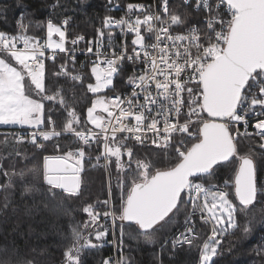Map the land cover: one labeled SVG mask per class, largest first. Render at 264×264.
Returning a JSON list of instances; mask_svg holds the SVG:
<instances>
[{"label": "snow or ice", "instance_id": "6c2138e0", "mask_svg": "<svg viewBox=\"0 0 264 264\" xmlns=\"http://www.w3.org/2000/svg\"><path fill=\"white\" fill-rule=\"evenodd\" d=\"M108 2L111 4L113 0ZM183 3L192 4L197 18L204 14L200 28L180 27L192 13L186 11L182 18L170 12L169 0H161L163 15L151 11V6L129 3L127 13L121 18L104 17L102 28L96 30L95 41H87V53H93L95 45V60L86 85L88 93L95 98L87 107L86 121L74 107L68 106L60 89L52 94L46 89L45 58L55 61L58 53L75 51L65 47L66 27L48 19L44 41L27 34L31 21L25 23L23 18L17 22V34L0 31V125L32 130L26 135L7 134L0 143L8 147L11 138L16 146L27 142L42 151L48 147L44 142L54 138L66 134L75 138L73 143L78 146L69 145L65 151L55 143L54 151L62 154L43 156V183L49 186L47 191L53 197L54 190H62L69 197L79 196L85 158L90 159L93 144L103 149L95 157L97 164L93 167L103 158L102 166L109 171L114 158L119 207L112 206L111 186L109 198L101 201L109 206L108 210L97 211L93 204L83 206L88 219L72 227L63 252V264H84V252L100 246L93 238L102 242L108 234V229L100 223L101 215L111 218L113 230L120 228L118 246L122 248L126 233L132 238L148 239L157 226L163 228L169 224L170 214H179L181 204H190V208L185 209L183 231L171 240L173 254L185 246L189 253L197 248L198 264H214L223 237L239 227L230 192L234 190L235 200L245 209L258 196H264V181L260 179L261 169L256 161L258 154L251 147L241 154L238 141L240 136L259 137L256 146L264 150V0H194V3L183 0ZM62 24L66 26L68 20ZM114 29L125 36L133 34L131 52L123 41L117 51ZM104 30H108L107 47ZM81 40L84 36L78 35L71 44L76 46ZM70 59L75 62L74 55ZM125 61L133 65V75L127 79L131 93H117L114 97L99 95L106 89L115 91L113 78ZM139 64H143V69H137ZM53 74L84 83L81 74L67 70V62L60 64L59 71ZM92 79L94 83L90 82ZM31 88L40 100L28 94ZM44 100L59 102L65 108L67 116L59 129L51 115L45 118ZM98 111L107 117L97 115ZM252 117L255 122L251 127L255 132L248 131ZM241 123L244 132L238 128L233 132V127ZM82 124H90L92 128L85 130L80 127ZM128 141L140 145L147 141L166 151L156 154V162L146 161L136 156L135 145ZM14 151L15 155H21L18 148ZM124 156L128 157L126 163L122 162ZM165 159L168 166H159ZM236 161L234 174L223 185L206 186L198 182L214 175L218 165L227 167L225 162ZM0 172L7 178L0 184L4 191L3 208H0L3 214L9 207L14 177L19 175L23 180L24 173L9 174L2 164ZM38 183L32 184L37 192L41 191ZM16 211L13 207L12 212ZM197 214L201 224L210 230L206 239L197 232ZM243 231L248 233L250 229L245 225ZM161 248L166 250L164 246ZM0 264L34 262L9 259L0 260ZM102 264H112V261L104 259ZM116 264H129V258L121 253Z\"/></svg>", "mask_w": 264, "mask_h": 264}, {"label": "trees", "instance_id": "16d2710c", "mask_svg": "<svg viewBox=\"0 0 264 264\" xmlns=\"http://www.w3.org/2000/svg\"><path fill=\"white\" fill-rule=\"evenodd\" d=\"M140 1L142 0H113L109 4L108 0H0V31H5L10 35L17 34V22L23 18L25 23L31 21L27 34L42 41L45 40L46 36V22L48 19H52L57 25L66 27V43H70L76 36L82 35L84 36V43L81 48H85L88 45L87 41H95L96 30L102 28L103 19L106 15L118 18L127 4H136ZM157 1L161 3V0ZM169 4L170 12L174 11L182 18L186 11L192 13L185 21V25L180 27L189 26L199 19L191 7L184 5L179 0H169ZM65 19L68 20L66 26L62 24ZM104 31L105 40H107L108 30ZM113 33L115 36L116 29L113 30ZM65 62H67L70 73H81L84 77L83 84L71 80L70 76L53 74L54 71L58 72L60 64ZM45 69V84L48 94L60 89L68 106L74 107L82 120L86 121L87 107L91 106L92 99L95 98L87 91L86 85L91 77L88 68L80 64L79 59L73 63L66 61L62 54H58L55 61L45 58ZM132 71L133 65L128 62L124 63L113 80L115 91L107 89L103 94L108 96L114 92L124 91ZM90 82L93 83V79ZM28 94L37 100L41 99L40 96L36 95L34 88L29 89ZM42 102L45 105V118L51 115L56 120V127L58 129L62 127L64 118L67 116L65 108L61 107L59 102L47 100ZM80 127L88 129V125L85 124ZM14 130L18 129L0 128V141H3L4 136ZM5 132L6 134H4ZM74 140L75 138L70 134L54 138L52 141L44 142L48 147L42 151L37 150L27 142L16 146L11 138L8 147L0 143V164H2L3 169L7 170L9 174L12 172L24 173L23 180L20 179L19 175L14 177L13 187L9 190V207L4 210L3 214H0V249H7V251H0V260L11 259L13 262L31 260L34 264H63V252L69 243L68 237H70L72 227L77 223L82 224L86 220V214L82 211L83 206L93 204L96 208L101 201L109 198L104 167L102 168L100 164L96 167L88 166L85 168V163L89 164L92 160L96 161L95 157L102 151V147L96 144L92 145L91 160H88L89 156L85 158L79 196L69 197L58 190H54L56 192L55 197L48 193L49 186L43 183L42 176L43 156L62 154L54 151L53 145L55 143H59L65 151L69 145L78 146L73 143ZM238 141L241 154L247 152L249 147L258 154L256 161L261 169L259 176L261 181H264V156L260 155L264 153V150L256 146L259 143V138H247ZM127 143L135 145L136 156L146 161L156 162L158 160L156 154L166 151L148 144L140 145L132 141ZM15 148H18L21 155H15ZM101 160L104 162L103 158ZM124 162L126 163V161ZM172 162L175 161L172 160ZM225 163L227 167L224 164L218 165L214 175L207 176L205 180L200 181L206 185L210 183L223 185L224 180L229 179L234 174V169L238 165V162ZM159 166H168V160L165 159ZM132 167L135 168V165L133 164ZM108 176L109 181L112 177L113 183L111 189L113 193L112 204L118 206L120 190L117 187V173H111ZM6 179L0 172V184L5 183ZM36 181H39L38 187L41 190L39 192L32 189V184ZM26 190H31L30 194L22 195ZM230 195L236 205L239 227L230 230L223 237L220 254L214 257V264H264V196H258L253 205L245 209L235 200L234 190L230 192ZM3 198L4 191L0 189V208H3ZM102 204L101 208L99 207L100 210L96 209L97 211H103ZM13 207L17 208L15 213L12 212ZM186 208H190V204H181L179 214H170L172 222L168 229L162 228L160 231V227H158L148 239L144 236L132 238L126 233L122 238L123 247H119L120 250L116 253L117 260L123 253L129 258V264H198L199 252L197 248H193L189 253L185 250L187 248L185 246L173 254L169 246V241L184 223ZM104 220L105 217L101 215L100 223L103 225ZM116 223L119 225L120 221ZM245 225L250 229L248 233L243 231ZM197 230L198 234L205 239L206 234L210 231L208 227L200 223L197 225ZM117 231V243L119 245L121 239L119 227H117ZM109 239L110 237L106 236L102 242H96L93 238V242L99 243L100 246L84 252L82 256L84 264H102L104 259L109 258L113 261L115 256L113 248L105 245ZM166 241L167 244H165ZM161 246H164L166 250L162 251Z\"/></svg>", "mask_w": 264, "mask_h": 264}, {"label": "built area", "instance_id": "2783aa9c", "mask_svg": "<svg viewBox=\"0 0 264 264\" xmlns=\"http://www.w3.org/2000/svg\"><path fill=\"white\" fill-rule=\"evenodd\" d=\"M179 1H180L181 3H183V0H179ZM193 3H194V0H193ZM136 4H143V5H145L146 7H147V6H151V8H150L151 11H154V12H156L157 14L163 15V8H162V6H161V3H159L157 0H150V1L142 0V1L138 2V3H136ZM183 4H184V3H183ZM184 5H185V4H184ZM187 6L191 7L192 11L195 12V11L193 10V8H192V4H189V5H187ZM126 13H127V6L123 9V12H122V13L119 15V17L116 18V19L121 18V17L124 16ZM195 13H196V12H195ZM203 15H204V14L201 13L200 16H199V19L196 20V22H194L193 24H190L189 26H191V25H195V26H197L198 28H200V27L204 24ZM132 19H135V15H133ZM116 31H117V33H116V35L114 36V38H115L114 43H115V45L117 46V51H119V47L121 46V42L123 41V42H125V43L128 45V51L131 52L132 47H133V46L131 45V40L133 39V34L128 33V34L125 36V35H122V34L120 33L119 29H116ZM144 34H145L146 36L149 35V34H147V33H144ZM152 39L154 40V36L152 37ZM83 43H84L83 40H81V41L78 42V44H77L76 46H73V45H72L71 50H72L73 48H75V51H74V52H71V51H70V52H68L67 54H66V53H58V54H62V55L64 56V58H66V61H70V62H73V61L70 59V57H71L72 55H74L76 59H79V60H80V64H83V65H85V66L88 68L89 73L91 74L90 69H91V66H92V62L95 60V56H94L95 45L93 44V53H87V52H86V49H87V47H88L89 45H87L85 48H81V46L83 45ZM104 43H105V47H107V40H104ZM45 52H46V56H47V55H48V50L46 49ZM76 59H75V61H76ZM124 63H127V61H125ZM128 63H129V62H128ZM136 67H137L138 70L143 69V64H139V65H137ZM67 70H68V68H67ZM71 73H72V74H76L75 72H71ZM79 74H81V73H79ZM137 74H139V71H137ZM116 75H117V74H116ZM116 75H115V76H116ZM131 75H133V71H132V74H131ZM115 76H114V78H115ZM70 78H71V77H70ZM114 78H113V80H114ZM117 93L130 94V93H131V86L126 82V89H125L124 91H121V92H114V93L109 94L108 96H109V97H114ZM140 99L142 100V97H140ZM184 111H185V113H186L187 109H185ZM181 122H183V121H181ZM254 122H255V118H254V117H252V118L249 119V127H248V131H249V132H255V129L251 127V124L254 123ZM237 128L240 130V132H244V125H243L242 123H241V124H236V125L233 127L232 131L235 132ZM30 131H32V130H30V129H18V130H14V131H12V132H10V133H15V134H20V135H26V134H27L28 132H30ZM97 131H98V130H97ZM192 131H195V129H192ZM10 133H9V134H10ZM242 137H244V136H240V137H238V140H239L240 138H242ZM186 139L191 140V137H186ZM132 142H135V141H132ZM135 143H136V142H135ZM145 144L152 145L150 142H147V141H146ZM152 146H153V145H152ZM154 147H155V146H154ZM198 182H201V181H198ZM202 183H203V182H202ZM206 186H207V185H206ZM87 219H88V218H86V220H87ZM199 223L201 224V221H200V219H199V215L197 214V216H196V218H195L196 229H197V225H198ZM183 224H184V223H183ZM104 226L108 229V236L110 237V239H109L108 241H106L105 245H106L107 247H112V248H113V251H114L115 256H114V258H113L112 264H116V261H117L116 253L119 252V250L117 249V247H118V243H117V237H118L117 227H116L114 230L112 229V220H111L110 217H105V220H104ZM179 231H183V225H182V227H181V229H180ZM179 231H178V232H179ZM178 232H176L175 235H177ZM197 232H198V230H197ZM175 235H174V236H175ZM174 236H173V237H174ZM173 237H172V238H173ZM172 238H171V240H172ZM171 240L169 241V246H170V248H171V250H172V247H171ZM178 249H180V248H178Z\"/></svg>", "mask_w": 264, "mask_h": 264}, {"label": "rangeland", "instance_id": "374dc122", "mask_svg": "<svg viewBox=\"0 0 264 264\" xmlns=\"http://www.w3.org/2000/svg\"><path fill=\"white\" fill-rule=\"evenodd\" d=\"M62 26V25H61ZM54 39H58V37H54ZM45 40H46V36H45ZM44 41V40H43ZM65 47H66V49H69V50H71V48H72V44H71V42L70 43H66L65 44ZM14 63V62H13ZM95 81L93 80V83H94ZM107 90V89H106ZM105 90V91H106ZM104 91V92H105ZM93 95V94H92ZM99 95H105V94H103V93H101V94H99ZM97 115H101V116H105V117H107V114L106 113H102V112H97ZM86 119H87V112H86ZM88 125V128H92V125H90V124H87ZM6 127H9V126H6V125H0V128H6ZM11 127H19V126H11ZM2 133V132H1ZM4 134H6V132L4 133ZM71 135V134H70ZM257 138H259V137H257ZM244 139H247V137H242V138H240L239 140H244ZM88 160H91V159H88ZM127 160H128V157L127 156H124V157H122V162H124V161H126L127 162ZM238 161H236V163H237ZM94 164H97V162L96 161H93L92 160V162L91 163H85V168L86 167H93L92 165H94ZM103 165L104 164V162L101 160V162L98 164V165ZM102 168H103V166H102ZM115 171V173H117L116 172V168H115V163H114V158H113V161L109 164V171H105V173H106V186H107V192L109 193V187H110V184H111V189H112V177H111V179H110V181H109V176H108V174L110 175L111 173L112 174H115L114 173V171ZM104 170H105V168H104ZM112 170V171H111ZM108 193H107V195H108ZM101 202L99 203V205L95 208V209H99V207L101 208ZM103 205V211H105V210H108V205H105V204H102ZM112 206H114V207H119V205L118 206H115L114 204H112ZM100 210V209H99ZM103 211H100V212H103ZM171 216V215H170ZM85 218H88L87 217V215L85 216ZM171 222L172 221H170L169 222V224H167V225H165L163 228H166V229H168V226H170V224H171ZM163 223V222H162ZM204 226V225H203ZM159 226H157V228H158ZM161 229L162 228H160V231H161ZM153 243V242H152ZM151 244V243H150ZM117 249L118 250H120V248H119V246L117 247ZM181 249V248H180ZM177 250H179V249H177ZM176 250V251H177ZM173 251V250H172Z\"/></svg>", "mask_w": 264, "mask_h": 264}, {"label": "crops", "instance_id": "0c3cea01", "mask_svg": "<svg viewBox=\"0 0 264 264\" xmlns=\"http://www.w3.org/2000/svg\"><path fill=\"white\" fill-rule=\"evenodd\" d=\"M6 128H11V129H27V128H20V127H11V126H9V127H6ZM89 129V128H88ZM86 130V129H85ZM103 150V149H102ZM58 191H61V190H58ZM62 192V191H61ZM107 236H108V234H107Z\"/></svg>", "mask_w": 264, "mask_h": 264}, {"label": "bare ground", "instance_id": "6f19581e", "mask_svg": "<svg viewBox=\"0 0 264 264\" xmlns=\"http://www.w3.org/2000/svg\"><path fill=\"white\" fill-rule=\"evenodd\" d=\"M173 4V3H172ZM182 6V5H181ZM43 41V40H42ZM94 80V79H93ZM244 138V137H243ZM118 258V257H117Z\"/></svg>", "mask_w": 264, "mask_h": 264}, {"label": "water", "instance_id": "95a60500", "mask_svg": "<svg viewBox=\"0 0 264 264\" xmlns=\"http://www.w3.org/2000/svg\"><path fill=\"white\" fill-rule=\"evenodd\" d=\"M205 116H206V114H205ZM206 175V174H205ZM62 191V190H61Z\"/></svg>", "mask_w": 264, "mask_h": 264}]
</instances>
